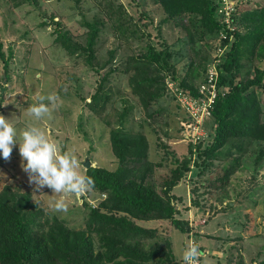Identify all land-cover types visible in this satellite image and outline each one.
Listing matches in <instances>:
<instances>
[{
  "label": "rangeland",
  "instance_id": "rangeland-1",
  "mask_svg": "<svg viewBox=\"0 0 264 264\" xmlns=\"http://www.w3.org/2000/svg\"><path fill=\"white\" fill-rule=\"evenodd\" d=\"M118 1L125 5L142 31L149 32L148 36L143 39L135 33L134 41L118 40L104 14L106 10L101 8L105 0H0V38L6 56H10L7 69L0 58V115L10 119L18 131L35 124L61 152L68 151L75 156L78 171L85 175L87 158L94 166L111 170L118 167L119 160L113 153L110 139L115 120L113 112L121 111L125 104L131 105L127 129L136 127L134 130H141L147 136V157L160 189L171 169L182 165L190 155V145L195 148L199 141H194L196 135L189 127L193 122L192 115L183 108L170 87V82H173L171 73L166 78V95L154 106L157 113L153 118L142 109L138 96L132 93L128 75L120 69L111 72L105 82L112 96L106 111L98 114L87 102H91V96L110 66L107 64L97 72L85 64L81 55H70L56 42L57 30L60 29L68 31L81 46L88 36L84 20L101 21L103 24L96 46L98 60L104 65L109 58V50L118 48L115 64L120 67L121 61L129 54L140 51L141 45L147 46L152 41L161 50L165 39L170 48L181 52L171 58L176 65L178 79H181L191 57L183 50V44L177 42L181 35L185 36L181 27L174 26L172 21L164 22L165 13L154 0ZM226 1L232 8V19L246 10L264 8V0ZM222 20L228 30L216 39L214 50L204 48L202 51V54L212 56L207 67L214 63L218 72L225 54L218 43L220 39L227 38L223 37L227 31L233 36L238 25L234 20L228 27ZM253 64L264 68V61ZM204 76L196 82H202ZM39 96H51L53 99L44 101L49 106V114L35 120L28 115L27 108ZM259 98L264 105V94ZM106 114L111 115V126L105 122ZM207 120L203 124L205 129L202 127L200 130V133L204 131L201 138L205 144L209 142ZM255 148L253 144L239 156V163L228 175L226 167L236 155L225 160L215 158L204 172L194 164L192 157L190 170L172 191L176 216L188 224L189 231L181 230L169 219L140 221V224L156 229L153 240L168 238L172 241L176 262L184 263L181 250L192 242L199 246V256L191 264H264V159L258 166L255 154H252ZM6 185L18 192H30L38 208L66 220L74 228L85 226L86 202L98 206L105 199V194L91 189L77 194H56L47 187L41 189L42 192L35 191L21 168L18 146H13L9 158L0 157V192ZM59 196H63L68 204L67 212H54L48 207V201ZM230 201L232 203L228 205Z\"/></svg>",
  "mask_w": 264,
  "mask_h": 264
},
{
  "label": "trees",
  "instance_id": "trees-1",
  "mask_svg": "<svg viewBox=\"0 0 264 264\" xmlns=\"http://www.w3.org/2000/svg\"><path fill=\"white\" fill-rule=\"evenodd\" d=\"M154 1L165 13L164 22L172 21L185 33L177 42L183 44V50L191 57L181 79L171 60L181 52L170 48L165 39L163 49L148 42L147 46L141 45L139 52L129 54L119 67L115 64L118 48L109 50L104 65L98 60L96 46L101 21L84 20L88 36L81 46L68 31L57 30L56 42L70 55H81L89 68L101 72L107 64L110 66L91 96V102H87L96 113L106 111L112 94L105 82L111 72L119 69L128 75L132 93L138 96L150 118L157 113L154 106L166 95V78L170 73L181 90L198 97L201 82L196 80L202 79L212 61V56L202 51L204 48L214 50L216 39L228 30L218 11L221 0ZM101 8L106 10L104 14L118 40L134 41L135 33L143 39L149 35L120 1L105 0ZM234 20L238 25L233 36L227 31V38L218 43L225 54L218 66V95L211 116L205 122L209 142L205 144L201 139L195 148L190 145V155L182 165L171 169L158 189L145 148L148 138L141 130H134L136 127L127 129L132 106L125 104L121 111L113 112L115 120L110 133L118 167L111 170L86 166L85 176L93 182L91 190L105 194V199L98 206L85 203L84 227L74 228L64 219L46 214L37 207L28 191L18 192L6 185L0 192V264H184L176 262L170 239L153 240L156 229L140 221L169 219L181 230H190L188 224L176 216L172 191L190 170L192 157L194 164L204 172L215 158L225 160L236 155L227 165L226 175L235 169L239 156L253 144L256 148L252 154L257 165L264 159V105L259 98L264 94V68L253 64L264 61V8L246 10L233 16ZM9 57L0 38V58L5 69L9 66ZM109 116L106 114L104 118L111 126Z\"/></svg>",
  "mask_w": 264,
  "mask_h": 264
},
{
  "label": "clouds",
  "instance_id": "clouds-1",
  "mask_svg": "<svg viewBox=\"0 0 264 264\" xmlns=\"http://www.w3.org/2000/svg\"><path fill=\"white\" fill-rule=\"evenodd\" d=\"M46 99L51 102L53 97H37L36 102L27 108L28 115L35 120L48 115L49 106L44 103ZM13 146H18L21 168L35 191L47 187L56 194H77L92 188L91 178L78 171V161L72 153L61 152L57 144L35 124H29L18 131L10 119L0 115V157L9 158ZM48 207L54 212L68 210L63 196L50 199ZM198 256L199 246L195 243L188 242L181 250L184 264H191Z\"/></svg>",
  "mask_w": 264,
  "mask_h": 264
},
{
  "label": "built area",
  "instance_id": "built-area-1",
  "mask_svg": "<svg viewBox=\"0 0 264 264\" xmlns=\"http://www.w3.org/2000/svg\"><path fill=\"white\" fill-rule=\"evenodd\" d=\"M224 1H220L218 11L222 16V19H224L225 23H227L228 27H231V23L233 22L231 12L232 8L229 6L226 0ZM228 19L230 20V22ZM223 37L226 38L227 35H223ZM204 77L205 79L200 83L198 87V97H194L184 90H181L175 84V82H170V87L173 88L179 102L181 103L183 108H185V110H187L193 117V122L189 124V127L191 132L193 131L196 135L194 141L203 139L201 137H204V131L200 133V130L202 129V127L205 129V127L203 126L204 121L211 116L212 107L218 95V71L214 63L207 67V72L205 73ZM173 85L176 87V89H174Z\"/></svg>",
  "mask_w": 264,
  "mask_h": 264
},
{
  "label": "water",
  "instance_id": "water-1",
  "mask_svg": "<svg viewBox=\"0 0 264 264\" xmlns=\"http://www.w3.org/2000/svg\"><path fill=\"white\" fill-rule=\"evenodd\" d=\"M91 163H92V161L89 158H87L85 161V166L89 167V166H91ZM231 203H232V201H230L228 205H230Z\"/></svg>",
  "mask_w": 264,
  "mask_h": 264
}]
</instances>
